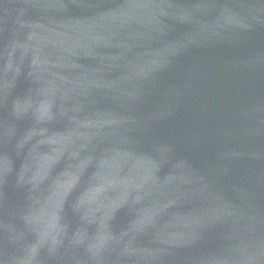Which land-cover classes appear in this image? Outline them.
I'll return each instance as SVG.
<instances>
[{"label":"water","instance_id":"1","mask_svg":"<svg viewBox=\"0 0 264 264\" xmlns=\"http://www.w3.org/2000/svg\"><path fill=\"white\" fill-rule=\"evenodd\" d=\"M0 264H264V0H0Z\"/></svg>","mask_w":264,"mask_h":264}]
</instances>
